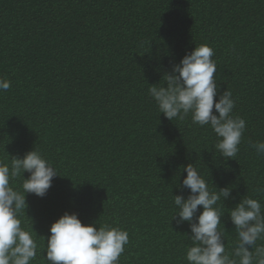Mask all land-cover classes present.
Masks as SVG:
<instances>
[{
	"label": "trees",
	"instance_id": "1",
	"mask_svg": "<svg viewBox=\"0 0 264 264\" xmlns=\"http://www.w3.org/2000/svg\"><path fill=\"white\" fill-rule=\"evenodd\" d=\"M200 44L214 50L218 93L230 91L246 121L232 159L209 126L167 120L148 94ZM0 78L11 82L0 91V162L35 149L58 174L44 197L25 194L22 227L39 245L76 213L128 232L119 264H187L190 229L172 218L186 164L211 190L232 187L218 202L226 250L236 241L227 208L248 196L264 212V155L249 147L264 141V0H0ZM32 264H46L39 249Z\"/></svg>",
	"mask_w": 264,
	"mask_h": 264
},
{
	"label": "clouds",
	"instance_id": "2",
	"mask_svg": "<svg viewBox=\"0 0 264 264\" xmlns=\"http://www.w3.org/2000/svg\"><path fill=\"white\" fill-rule=\"evenodd\" d=\"M213 56L209 45H195L164 74L166 86H151L148 94L167 120H183L191 114L194 124L209 126L217 137L215 149L224 159H232L239 152L246 121L233 114L232 93L227 89L218 93ZM10 87V80L0 78V91ZM249 147L257 155H264V141H249ZM182 170L186 176L179 186L181 194L173 196L177 211L172 218L179 217L177 224L187 222L190 229L191 234L186 235L191 241L186 245L187 264H264V243H257L264 241L261 202L243 196L234 207L227 208L236 241L230 251L226 250L225 229H220L225 212H221L218 202L234 199L229 196L232 187L217 190L213 186V191L193 164L182 166ZM23 172L29 173L27 178ZM57 175L51 163L35 149L22 157L12 156L10 163L0 162V264H32L38 249L46 264H119L129 243L128 232L120 227L83 224L76 213L64 212L49 226L43 245L34 238L32 226L22 227L21 214L25 216L27 207L25 194L44 197ZM18 177H22V184L16 189L10 181ZM183 189H188L186 198ZM256 191L264 192V186Z\"/></svg>",
	"mask_w": 264,
	"mask_h": 264
}]
</instances>
